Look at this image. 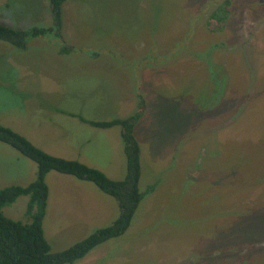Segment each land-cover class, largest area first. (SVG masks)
Here are the masks:
<instances>
[{"label": "rangeland", "instance_id": "rangeland-1", "mask_svg": "<svg viewBox=\"0 0 264 264\" xmlns=\"http://www.w3.org/2000/svg\"><path fill=\"white\" fill-rule=\"evenodd\" d=\"M255 1L258 18L244 8ZM261 4L66 0L58 33L48 0H0L1 24H10L7 15L34 17L27 29H54L24 49L0 40L1 125L121 180V127L90 121L140 113L134 134L144 198L128 230L78 264H264ZM223 6L232 18L216 13ZM213 15L220 21L210 25ZM38 173L37 161L0 140V189L28 186ZM45 181L43 225L53 252L119 216L118 201L93 182L57 170ZM29 200L21 195L4 213L31 222Z\"/></svg>", "mask_w": 264, "mask_h": 264}, {"label": "trees", "instance_id": "trees-1", "mask_svg": "<svg viewBox=\"0 0 264 264\" xmlns=\"http://www.w3.org/2000/svg\"><path fill=\"white\" fill-rule=\"evenodd\" d=\"M65 1L48 0L54 28L57 29L58 33H60L63 25ZM226 8L227 6H223L216 13L220 10L228 12ZM214 15L210 25L213 21H220ZM53 31L52 27L16 29L0 23V40L10 43L16 48L24 49L32 38L45 36ZM139 101L143 108L145 100L141 98ZM139 117L140 113L127 119L90 121L94 125L104 128L122 126L127 170L125 177L121 180L112 179L102 170L81 160L51 155L46 150L36 146L24 135L0 124V140L13 146L39 164L38 178L28 186L10 185L0 189V264H78L94 248L112 238L123 235L128 230L144 198V193L140 189L142 175L140 145L134 134V126ZM241 141L244 140L233 141L237 146L236 148L233 147L232 151L238 155L243 152L242 148L237 149L238 143L245 145V142ZM52 170L73 175L80 180L93 182L102 192L115 198L120 207L119 216L111 225L97 229L69 248L59 252L52 251L43 225L49 198V187L45 180ZM153 187L151 186L150 190ZM21 195H29L30 197L27 212L31 217V222L14 220L4 213V206L13 203Z\"/></svg>", "mask_w": 264, "mask_h": 264}, {"label": "crops", "instance_id": "crops-1", "mask_svg": "<svg viewBox=\"0 0 264 264\" xmlns=\"http://www.w3.org/2000/svg\"><path fill=\"white\" fill-rule=\"evenodd\" d=\"M38 0H35V2H37ZM50 6V5H49ZM7 19L10 20V24L9 23H5V25H8L9 27H12V28H16V29H27L29 27V25H31V21L32 23L35 24V19L34 17L33 18H30V19H27L26 17L24 19H15V17H12L10 15H7L6 16ZM2 20V19H1ZM7 21V20H5ZM33 26V25H32ZM31 26V27H32ZM38 38V37H37ZM35 39V38H34ZM32 39V40H34ZM32 40L29 41L28 43V46H30V44L33 42ZM72 50H65V51H60V52H63V53H66V52H71ZM119 126V125H118ZM121 127V136H122V133H123V128L122 126ZM123 137V136H122ZM124 140V139H123ZM125 146V145H124ZM124 150H125V147H124ZM84 159V158H83Z\"/></svg>", "mask_w": 264, "mask_h": 264}, {"label": "flooded vegetation", "instance_id": "flooded-vegetation-1", "mask_svg": "<svg viewBox=\"0 0 264 264\" xmlns=\"http://www.w3.org/2000/svg\"><path fill=\"white\" fill-rule=\"evenodd\" d=\"M240 1H242L243 2V0H240ZM259 3H264V0H259ZM244 4V3H243ZM262 5V8H264V5L263 4H261ZM244 6H245V4H244ZM231 9H229V7L228 8H226L227 9V11H228V13H227V17L229 18V16L232 18L233 16H232V7H230ZM245 8V11L248 13V15H250V16H252V17H254V18H258V16L260 17V12L258 13V10H259V6H258V3L255 1L254 2V4L252 5V7L250 8V9H248L246 6L244 7ZM260 9H261V7H260ZM262 17L264 18V14L262 15ZM232 23V22H231ZM128 118V117H127ZM127 118H125V119H127ZM120 119H122V118H120ZM201 148H202V145H201ZM219 150H220V148H218ZM237 149H239V147L237 148ZM203 158V154L200 156V159L199 160H201ZM203 162L204 161H201V163H202V165H203ZM192 175H194V173H192Z\"/></svg>", "mask_w": 264, "mask_h": 264}]
</instances>
